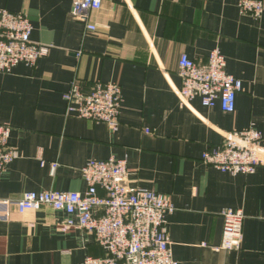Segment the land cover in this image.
I'll return each instance as SVG.
<instances>
[{
	"label": "crops",
	"instance_id": "obj_1",
	"mask_svg": "<svg viewBox=\"0 0 264 264\" xmlns=\"http://www.w3.org/2000/svg\"><path fill=\"white\" fill-rule=\"evenodd\" d=\"M239 3L102 0L91 14L97 31L88 32L73 20V0H0V9L29 19L34 43L51 47L34 68L20 64L0 74V125L11 127L10 144L20 153L0 175L1 197L83 194L81 170L89 162L126 159L135 186L170 198L175 210L168 230L179 264H264V166L233 176L201 160L227 133L254 126L264 136V13L256 21L241 14ZM213 50L243 83L232 114L219 105L206 108L200 99L186 106L176 94L181 57L206 64ZM74 81L86 88L96 81L121 86L117 133L67 115L64 95ZM229 209L245 217L236 252L221 249L222 214ZM66 218L43 208L0 219V264H82L88 256L103 257L83 232L59 231Z\"/></svg>",
	"mask_w": 264,
	"mask_h": 264
},
{
	"label": "built area",
	"instance_id": "obj_2",
	"mask_svg": "<svg viewBox=\"0 0 264 264\" xmlns=\"http://www.w3.org/2000/svg\"><path fill=\"white\" fill-rule=\"evenodd\" d=\"M101 8L102 0H73V20L86 31L96 32L91 14ZM239 8L242 15L256 21L264 13L262 0H240ZM32 32L33 26L26 16L0 9V74H11L20 64L34 68L48 56L51 47L34 43ZM179 76L182 86L176 94L184 105L200 99L206 108L219 105L225 114L235 112L243 83L227 72L226 58L219 50L209 54L206 64L183 55ZM64 100L67 115L104 124L112 134L119 131L123 102L119 84L96 81L86 88L74 81ZM11 132V127L0 125V175L20 157L19 150L10 144ZM201 160L222 173L253 175L264 166V136L254 126L243 132L227 133L220 145L204 152ZM57 168V164L51 165L53 172ZM81 172L87 184L83 194L26 192L16 200L0 195V219L9 220L15 212L24 217L43 208L66 214V220L58 226L61 233L81 231L104 251L103 257L88 256L82 264H179L173 256L168 230L169 216L175 208L167 195L135 186L126 159L91 161ZM222 215L221 249L239 251L244 214L229 209ZM34 225L28 223L29 227Z\"/></svg>",
	"mask_w": 264,
	"mask_h": 264
}]
</instances>
